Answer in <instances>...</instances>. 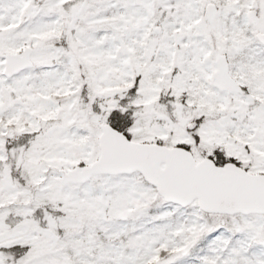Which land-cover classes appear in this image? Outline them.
Returning a JSON list of instances; mask_svg holds the SVG:
<instances>
[{
    "label": "snow or ice",
    "instance_id": "obj_1",
    "mask_svg": "<svg viewBox=\"0 0 264 264\" xmlns=\"http://www.w3.org/2000/svg\"><path fill=\"white\" fill-rule=\"evenodd\" d=\"M0 264H264V0H0Z\"/></svg>",
    "mask_w": 264,
    "mask_h": 264
}]
</instances>
